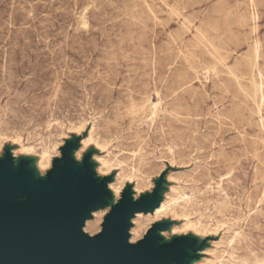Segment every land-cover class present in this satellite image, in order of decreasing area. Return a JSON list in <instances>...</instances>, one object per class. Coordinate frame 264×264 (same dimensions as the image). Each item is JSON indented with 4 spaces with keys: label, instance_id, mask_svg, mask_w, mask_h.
Masks as SVG:
<instances>
[{
    "label": "rangeland",
    "instance_id": "374dc122",
    "mask_svg": "<svg viewBox=\"0 0 264 264\" xmlns=\"http://www.w3.org/2000/svg\"><path fill=\"white\" fill-rule=\"evenodd\" d=\"M67 150L147 206L136 242L264 264V0H0V174L33 197Z\"/></svg>",
    "mask_w": 264,
    "mask_h": 264
},
{
    "label": "water",
    "instance_id": "95a60500",
    "mask_svg": "<svg viewBox=\"0 0 264 264\" xmlns=\"http://www.w3.org/2000/svg\"><path fill=\"white\" fill-rule=\"evenodd\" d=\"M72 155L66 151L53 181L23 199L27 204L17 202L24 191L22 178L0 174V264H169L171 260L186 264L189 247L171 242L160 247L151 231L137 247L124 243L130 216L147 207L134 202L130 193L108 214L101 234L95 239L85 237L80 231L83 218L103 204L101 197L109 192L96 179H86L77 187Z\"/></svg>",
    "mask_w": 264,
    "mask_h": 264
},
{
    "label": "bare ground",
    "instance_id": "6f19581e",
    "mask_svg": "<svg viewBox=\"0 0 264 264\" xmlns=\"http://www.w3.org/2000/svg\"><path fill=\"white\" fill-rule=\"evenodd\" d=\"M247 22V21H246ZM218 52V51H217ZM223 52V51H222ZM224 59V58H223ZM247 63V62H246ZM221 64V63H220ZM225 65V64H224ZM258 67V66H257ZM252 70V69H251ZM250 73H251V71H250ZM249 76V75H248ZM233 78V77H232ZM262 79V78H261ZM244 80V79H243ZM240 85V84H239ZM242 86V85H241ZM252 87V86H251ZM254 87V86H253ZM162 96V95H161ZM259 111V110H258ZM259 115V114H258ZM79 154H80V152H79ZM72 157H74V154L72 155ZM26 160H28V162H29V165H30V167H31V170L32 171H34V172H36V174L39 176V177H41V178H43V179H45V175H44V173L45 172H43V171H41V169H40V166H39V164H38V169L40 170V172H41V174H40V172H38V170L36 169V167H35V164H34V161H33V159L32 160H30V158H26ZM30 160V161H29ZM17 162H19L20 161V159L19 160H16ZM49 168H50V166H49ZM103 173V172H102ZM110 183V182H109ZM108 182L106 183V190L112 195V196H109V195H103L101 198H102V201H103V203L104 204H107V211H108V213L107 214H109L112 210H113V207L114 206H116V205H118V197H119V195H120V192H117V191H115V189H114V187H112L111 185H109L108 186V184H109ZM99 184V182H97V183H95V186L96 185H98ZM117 185V184H116ZM122 189V188H121ZM134 189V188H133ZM152 191V190H151ZM115 195V199H114V197H113V194ZM133 197V201L135 202V199H136V195H133L132 196ZM17 202H18V204H20V205H22V204H27L28 203V201L27 200H17ZM162 202V201H161ZM164 203L162 204V206L159 208V207H157L151 214H153L154 216H158L159 214H162V213H164V212H166L168 209H169V207L171 206V204H172V202H171V200H169V202H166V201H163ZM176 203V202H175ZM160 204V205H161ZM177 204V203H176ZM173 205V204H172ZM172 207V206H171ZM103 208V204H101V205H98V207H97V209H90V210H88V213H89V215L91 216L92 214H93V217L94 218H96L98 215H102L103 214V216L104 215H107V214H105L106 213V211H105V209H102ZM159 208V209H158ZM102 209V210H101ZM110 209H111V211H110ZM98 210H100V211H98ZM172 210V209H171ZM98 211V212H97ZM110 211V212H109ZM168 211H170V210H168ZM139 213H142V214H144L143 212H139ZM139 213H137V214H139ZM136 214V215H137ZM161 217V216H160ZM158 218V217H157ZM89 219V217H87V216H85V218H83V220H82V222H83V225L80 227V231H81V233L85 236V237H88V238H91V239H95V237L97 236V235H99V234H101L102 233V230L98 233V234H96V235H94V236H91V235H89V234H87L86 232H84V227H85V224H86V220H88ZM159 219V218H158ZM130 220V222L132 223V221H133V223H135V220H132V219H129ZM145 220H147V219H145ZM95 220H93V221H88L87 222V227H91V226H93V222H94ZM99 221V220H98ZM96 223V222H95ZM132 223V224H133ZM98 224V223H97ZM87 227H85V230L88 232V229H90V228H87ZM97 227V226H96ZM185 227V226H184ZM91 230H93V229H91ZM125 231L127 232V234H130V230L128 229V228H125ZM149 231H150V229L147 231V233H146V235L149 233ZM133 230L131 231V235H132V237H125L124 238V243L126 244V245H128L129 247H137V245H138V241L136 242L135 241V238L133 237ZM152 235H156L157 236V239H156V244L158 245V246H160V247H164V246H168L169 244H170V242H171V239H170V237L169 236H167V234L166 233H163V232H158V233H152ZM136 236V235H135ZM170 239V241H168L167 242V240H169ZM136 242V243H135ZM187 252H189V257H188V260H186V264H204L203 262H201V261H196L197 259L196 258H194L193 256H195V255H197V254H201V253H195V252H193L191 249H188L187 250ZM192 256V257H191ZM159 262H161V259H157ZM195 261V262H194ZM145 264H150L149 262H145ZM169 264H178L177 262H175L174 260H171V263H169ZM205 264H207V263H205Z\"/></svg>",
    "mask_w": 264,
    "mask_h": 264
}]
</instances>
